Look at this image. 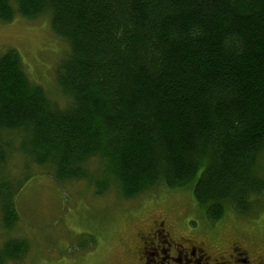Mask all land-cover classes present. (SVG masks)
Instances as JSON below:
<instances>
[{
	"label": "trees",
	"instance_id": "obj_1",
	"mask_svg": "<svg viewBox=\"0 0 264 264\" xmlns=\"http://www.w3.org/2000/svg\"><path fill=\"white\" fill-rule=\"evenodd\" d=\"M44 16L69 46L57 72L69 105L51 102L17 51L3 54L0 169L19 153L97 196L191 185L213 223L252 212L264 195V0H0V22ZM2 179L10 230L21 186ZM28 251L7 240L0 264Z\"/></svg>",
	"mask_w": 264,
	"mask_h": 264
},
{
	"label": "rangeland",
	"instance_id": "obj_2",
	"mask_svg": "<svg viewBox=\"0 0 264 264\" xmlns=\"http://www.w3.org/2000/svg\"><path fill=\"white\" fill-rule=\"evenodd\" d=\"M9 50L19 53L30 79L43 87L51 102L61 108L69 105L57 72L70 50L53 32L48 16L0 22V57ZM11 139L18 147L21 136ZM16 154L4 171L0 169V183L6 174L13 187L21 186L15 198L18 222L12 229L3 228L0 212V249L7 240L19 239L27 241L29 251L22 261L10 264H136L138 234L154 216L178 219L197 216V210L205 214L191 185L158 187L130 200L122 199L116 188L97 196L88 182L58 183L51 167L32 166L23 154ZM88 168L100 171L101 164L92 161ZM262 168L264 174V156ZM253 200L247 215L228 208L211 237L264 246V195Z\"/></svg>",
	"mask_w": 264,
	"mask_h": 264
},
{
	"label": "flooded vegetation",
	"instance_id": "obj_3",
	"mask_svg": "<svg viewBox=\"0 0 264 264\" xmlns=\"http://www.w3.org/2000/svg\"><path fill=\"white\" fill-rule=\"evenodd\" d=\"M197 210V209H196ZM178 219L154 216L138 234L136 264H264V246L211 237L216 223L201 210ZM208 228L202 227V223Z\"/></svg>",
	"mask_w": 264,
	"mask_h": 264
}]
</instances>
